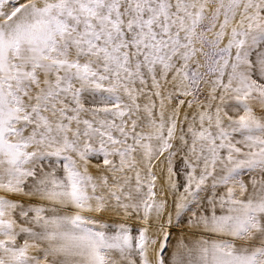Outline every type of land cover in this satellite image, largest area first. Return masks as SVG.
<instances>
[{
  "label": "snow or ice",
  "instance_id": "1",
  "mask_svg": "<svg viewBox=\"0 0 264 264\" xmlns=\"http://www.w3.org/2000/svg\"><path fill=\"white\" fill-rule=\"evenodd\" d=\"M0 264H264V0H0Z\"/></svg>",
  "mask_w": 264,
  "mask_h": 264
}]
</instances>
